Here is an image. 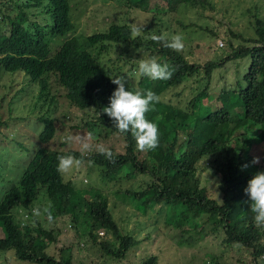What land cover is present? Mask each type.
<instances>
[{"label": "trees", "instance_id": "obj_1", "mask_svg": "<svg viewBox=\"0 0 264 264\" xmlns=\"http://www.w3.org/2000/svg\"><path fill=\"white\" fill-rule=\"evenodd\" d=\"M66 1L41 2L44 11H58L54 22L62 36L61 45L51 57H47L46 36L40 34L28 41L24 33L6 30L7 23L0 21V75L13 72V63L32 71L60 69L74 84L68 101L79 108H90V118L85 119L84 125L93 134L104 135L120 133L101 112L117 87L111 78L123 77L126 89L133 92L147 91L155 84V93L161 99L153 111L146 113V118L158 125L159 147L141 152L130 133H120L124 149L112 152L114 162L98 150L81 156L71 149V155L83 164L87 161L82 175L89 180L82 182L80 178L59 173L56 157L63 153L44 145L57 129L54 125L57 102L42 103L46 97L39 93L26 114L7 112L16 121L0 120V125L14 127L26 123L35 127L36 135L29 147L23 144L26 136L22 134H7L8 145L0 140V250H8L4 254L18 260L38 264H159V255L147 248H141L135 260L130 259V254L151 238L153 229L165 235L167 226L173 225L178 231L168 241L174 245L164 246L162 250L174 248V253L179 255L176 242L193 248L200 243L204 253H212L207 264H229L228 254L225 256V250L220 247L224 244L226 249L236 251L241 264H264V227L255 225L249 197L244 193L248 181L262 172L264 165V18L256 11L253 13L255 36L246 37L227 27L226 53L200 62L154 42L151 36L163 33L160 27L148 30L144 26L146 33L132 39L128 22L133 19L125 14L127 10H122L119 18L115 16L104 29L68 36L72 22L66 16ZM124 1L138 9L148 5V0ZM160 3L161 12L166 14L184 4L212 7L211 0H160ZM84 6L78 0L76 13L80 14ZM149 23L163 24L159 16L152 17ZM188 25L190 22L181 26ZM231 34L238 37L235 44L229 38ZM135 48L147 51L140 59L154 57L174 68L171 79L140 76L139 59L132 62L129 56ZM73 58H79L77 72L66 69ZM127 63L134 65L130 67ZM189 82L195 85L190 87L191 94L184 96V104L178 97L173 100L161 97L164 90L180 83L186 88ZM7 83L0 82V90ZM0 135L4 137L6 133L0 130ZM255 143L261 149L258 164L251 163L256 157L251 153ZM8 159H11L9 164ZM89 160L94 161L92 166L88 165ZM244 164L249 166L241 170ZM202 169L206 170L203 180L216 179L217 196L201 184ZM93 173L100 183L108 185L111 181L116 186L97 188ZM109 193L113 194L112 198ZM118 203L142 206L139 212L145 222L142 227L148 228L143 238L117 223L113 209ZM49 206L54 217L50 225L44 212ZM230 206L235 209L230 210ZM34 209L41 211L40 217L33 215ZM151 211L157 214L149 219ZM18 213H24L25 218ZM172 216L176 218L174 222ZM127 217L119 213V221ZM64 218L78 236L76 245L81 243L82 249L94 250V256L73 250L71 242L57 244L62 229L55 225ZM98 228L104 230V236L96 233ZM90 245L95 248H89ZM80 255L81 260L74 261Z\"/></svg>", "mask_w": 264, "mask_h": 264}, {"label": "rangeland", "instance_id": "obj_2", "mask_svg": "<svg viewBox=\"0 0 264 264\" xmlns=\"http://www.w3.org/2000/svg\"><path fill=\"white\" fill-rule=\"evenodd\" d=\"M76 1V0H75ZM85 4L83 11L79 14L77 20L80 22L79 28H82L84 33H89L92 30H101L112 21L113 18L118 19L120 12L122 10H127L125 14L130 15L133 21L128 23L141 22L147 20V23L144 25L146 28H162L163 33L166 34L169 38L172 35L177 33L182 34L184 37V49L183 54H185L191 60L204 61L206 59L216 58L218 55L225 54L228 50V46H225L226 37L228 36L227 27L233 30V32H238L246 37L255 36L253 29V13L256 11L257 15L264 18V0H211L212 7H209L208 4H198V5H179L174 11H170L167 14L162 13L160 6V0H148L147 6H142L141 9L129 5L124 0H82ZM134 1V0H131ZM69 2V0H68ZM149 6V8H148ZM70 20L72 22L71 14L69 11ZM161 17L163 24L158 23V25H153L154 23H149L152 17ZM123 19L125 17L122 15ZM156 20V19H155ZM190 22V25L182 27L186 23ZM183 23V24H182ZM147 30L141 34L142 36L146 33ZM229 38L235 44L238 41V37L229 35ZM147 55V51L135 48L133 52L129 54L132 62L134 59L140 60L142 56ZM130 67L133 66L131 63ZM223 72L227 73V71ZM215 78V76H214ZM6 81V80H4ZM194 82H189L188 87L183 88L182 84L173 86L169 89H166L162 92V98L172 100L175 97H178L181 104H184L186 99L184 96H189L191 94V85L194 86ZM213 86V84H212ZM211 86V87H212ZM210 87V88H211ZM26 88L25 78L20 74H13L9 77V82L7 87L3 90H0V120H6L7 122H15V116L9 117L7 112L13 111L17 114L24 115L28 106L32 104L29 99L28 91ZM217 87H214L215 89ZM149 89L155 92L156 85L152 84ZM51 91L57 92L60 91L55 85H51ZM182 95H175V94ZM56 102L59 104L57 106L55 116L61 119V127L55 132L54 136L50 141L44 145L47 147L56 148L58 151H72L76 150L77 153H90L96 151L99 146L109 148L113 153L122 152L124 149V140L120 133L110 132L107 135H104L103 132L100 134H92L90 130L86 127L80 126L84 124L85 119H89V113L87 110H79L76 107L69 105L67 101L63 99L60 95L57 96ZM14 114V113H13ZM56 117V126L58 119ZM17 124L14 127H4L0 125V130L6 135L3 137L0 135V140L2 143L8 145L7 134L15 133L22 134L26 136L23 139V144L29 147V143L35 137L36 129L31 127L28 124L24 123ZM74 124H78L77 128L71 127ZM88 143L91 145L90 151L82 152L81 144L79 137L88 138ZM63 141L62 145H59V142ZM260 144L255 143L252 145L251 153L256 157H260L261 149ZM72 149V150H71ZM5 151L8 150L5 149ZM11 162V159H8L7 164ZM87 161L79 168L72 169L67 175H72L76 180L79 178L82 182L89 180L87 176L82 175V172L86 169ZM262 172H264V165L262 167ZM206 170L202 169L199 172L201 184H205L210 193L214 196L219 194V189L217 188V181L215 178H211L210 181L206 182L204 175ZM94 175V173H93ZM71 176V177H72ZM92 181V177H91ZM93 183L98 188L107 187L112 189L116 186L111 181L108 185L100 183L98 177L94 175ZM218 189V191H217ZM109 197L112 198L113 194L109 193ZM46 203V202H45ZM116 204V202H115ZM114 208V206H112ZM136 208V209H135ZM235 209L230 206V210ZM142 210L141 205H133L132 207H127L123 203H118V205L113 209V215L118 218L117 223L122 224V227H129L132 232H134L137 237H142L144 232L148 229L147 226L142 227L144 222L143 216L139 214ZM23 212V211H22ZM25 213V212H24ZM24 213H18V215L25 218ZM119 213L126 214L128 217L125 221H119ZM156 212H148V218L155 217ZM40 217V216H39ZM144 217H146L144 215ZM172 221L176 220L174 216L171 217ZM173 221V222H174ZM166 222V220H165ZM177 222V221H176ZM49 225L51 223L47 222ZM168 223V222H166ZM170 224V223H169ZM172 225V224H171ZM55 227L62 229V232L59 233L60 239L57 242L58 245L72 243L73 250H80L82 254H88V256H94L92 249L84 250L81 248V243L76 245L78 236L73 233V228L68 226L67 218L59 220L56 222ZM167 233L164 235L159 230L153 229L150 232L151 238L147 241H143L139 244V247L133 249L130 254V259L135 260L140 252L141 248H147L148 251L156 252L159 255V264H207L211 256V252L204 253L203 246L199 243V246L193 248L191 245H186V243L176 242L177 249H180L179 255L176 252L174 253V248H166L162 250L164 246L173 247V243L168 241L169 236L177 233L178 227L167 226ZM99 231V230H98ZM104 231V230H103ZM102 231L101 235H105ZM100 234V233H99ZM143 238V237H142ZM141 238V239H142ZM214 243V242H213ZM89 248H95L94 246H88ZM221 249L225 250V256L228 254V263L229 264H241L237 260L238 254L233 248L226 249L224 244L220 245ZM159 248V249H157ZM202 248V249H198ZM11 250V249H9ZM8 250H0V263H13V264H38L30 261L18 260L16 257H12L8 253L4 254ZM12 251V250H11ZM179 258H178V256ZM81 255L76 257L74 261H80ZM103 258H100L102 262ZM227 261V257L224 262Z\"/></svg>", "mask_w": 264, "mask_h": 264}, {"label": "clouds", "instance_id": "obj_3", "mask_svg": "<svg viewBox=\"0 0 264 264\" xmlns=\"http://www.w3.org/2000/svg\"><path fill=\"white\" fill-rule=\"evenodd\" d=\"M46 0H0V21L6 24V30L12 29L13 31L22 32L25 35L26 40H32L38 37V35H44L47 37V46L49 49L47 57H51L55 52L60 50L59 29L55 26L54 17L58 14V11L46 12L42 9V3ZM78 0L66 1L68 10L66 16H69V11L72 18L71 28L67 31L68 36L71 34L88 35L93 32H97L98 29L92 30L89 33H84L82 28H79L80 22L77 20L79 14L76 13V2ZM147 20L141 22H134L130 24V35L132 39L139 37L144 32V25ZM1 24V23H0ZM154 42L160 43L162 47L171 49L176 52H182L184 49V37L182 34L172 35L170 38L166 34L151 36ZM79 58H73L67 65V71H78ZM13 72H7L4 75H0V82L6 80L9 82V77L13 74H20L25 78L26 90L29 94V99L33 102L37 99L39 93L42 96L45 95L46 99L42 103L55 104L57 96L60 95L69 105L71 104L68 99L74 91V84L66 73L60 69H44L32 71L21 64L13 63ZM174 68L170 67L167 63H160L156 58L140 59L138 64V74L140 76H146L152 80H169L171 79ZM90 74L89 76H93ZM111 82L117 85L109 98L108 106L101 109V112L106 114L112 121L113 126L120 133H130L136 141L137 150L141 152L154 151L159 147V129L158 125L146 118V113L153 111L155 105L160 102V96L157 95L151 89L144 91L137 89L136 91H129L126 89V81L121 76H115L111 78ZM55 85L60 91L52 92L51 85ZM79 110H87V113L91 111L90 108H79ZM57 123V129L61 127L62 121ZM56 126V123L54 124ZM79 126L78 124H74ZM82 127H86L84 124H80ZM87 128V127H86ZM89 130V129H88ZM54 132V134H55ZM53 134V136H54ZM93 134V133H92ZM52 136V137H53ZM88 138L79 137L82 152L90 151L91 145L88 143ZM50 139L47 140L50 141ZM63 141L59 142L62 145ZM49 150L56 148L48 147ZM98 152L104 155L105 158L114 162L113 153L110 149L103 146L98 147ZM65 154L56 157L58 159L57 171L61 174H67L74 168H79L83 161L77 159L75 156ZM84 155L85 153H78ZM94 161L89 160L88 165L92 166ZM252 164L260 163V157H254ZM249 165L244 164L241 166V170L247 168ZM244 193L249 197L250 210L253 213V221L257 227H264V172H257L252 179L248 181L247 187L244 189ZM47 220L52 223L54 220L53 210L49 206L44 209ZM34 216H40L41 211L39 209L33 210ZM69 226V224H68ZM99 230V231H98ZM102 229L98 228L96 233L99 234ZM104 232V231H103ZM101 233L99 235H101Z\"/></svg>", "mask_w": 264, "mask_h": 264}, {"label": "built area", "instance_id": "obj_4", "mask_svg": "<svg viewBox=\"0 0 264 264\" xmlns=\"http://www.w3.org/2000/svg\"><path fill=\"white\" fill-rule=\"evenodd\" d=\"M100 233H101V231H100Z\"/></svg>", "mask_w": 264, "mask_h": 264}]
</instances>
